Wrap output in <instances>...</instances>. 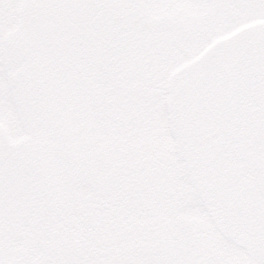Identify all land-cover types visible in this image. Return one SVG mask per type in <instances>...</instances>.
<instances>
[{
  "label": "snow or ice",
  "instance_id": "obj_1",
  "mask_svg": "<svg viewBox=\"0 0 264 264\" xmlns=\"http://www.w3.org/2000/svg\"><path fill=\"white\" fill-rule=\"evenodd\" d=\"M0 264H264V0H0Z\"/></svg>",
  "mask_w": 264,
  "mask_h": 264
}]
</instances>
